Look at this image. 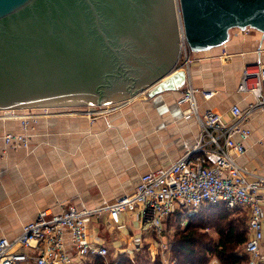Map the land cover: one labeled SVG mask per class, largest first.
<instances>
[{
    "label": "crops",
    "instance_id": "1",
    "mask_svg": "<svg viewBox=\"0 0 264 264\" xmlns=\"http://www.w3.org/2000/svg\"><path fill=\"white\" fill-rule=\"evenodd\" d=\"M256 63L264 64L262 34L233 30L223 47L196 54L189 72L176 66L144 98L129 100L119 110L93 120L82 113L49 111L51 116L33 127L29 150L0 154V239L20 236L40 211L59 213L69 204L91 209L132 194L142 175L178 160L199 139L197 121L185 118L187 106L177 103L186 85L216 92L209 100L197 95L200 112L227 113L253 100L237 87L244 65ZM250 127L241 163L264 175V112L253 117ZM20 131V122L0 121V135ZM87 233L108 250L158 247L152 232L141 228L136 211L118 222L109 215L93 218ZM138 237L139 247L134 243Z\"/></svg>",
    "mask_w": 264,
    "mask_h": 264
},
{
    "label": "water",
    "instance_id": "2",
    "mask_svg": "<svg viewBox=\"0 0 264 264\" xmlns=\"http://www.w3.org/2000/svg\"><path fill=\"white\" fill-rule=\"evenodd\" d=\"M148 1L149 22L125 26L142 36L127 60L110 38V0H0V110L110 106L146 93L176 69L181 48L173 0ZM177 3L194 55L223 47L233 30L264 39V0Z\"/></svg>",
    "mask_w": 264,
    "mask_h": 264
},
{
    "label": "built area",
    "instance_id": "3",
    "mask_svg": "<svg viewBox=\"0 0 264 264\" xmlns=\"http://www.w3.org/2000/svg\"><path fill=\"white\" fill-rule=\"evenodd\" d=\"M246 31H253L248 29ZM182 68L188 72L194 61L179 19ZM237 92L253 98L245 107L235 104L227 113L214 110L200 112L197 95L205 100L215 91L200 90L191 82L181 91L177 103L186 105L200 127L194 147L178 160L141 176L135 191L104 206L78 209L69 204L61 212L43 210L27 224L17 238L0 239V264H90L95 258L107 259L109 250L90 240L87 233L91 219L109 215L120 217L136 211L143 229L156 237L162 254L171 252L167 224L172 215L181 217V227L187 224V214L209 205H223L239 211L248 227L247 242L242 256L244 264H264V175L241 163L251 139V120L264 112V64H246L242 69ZM63 114L62 109H58ZM95 111V110H94ZM88 111L89 118L94 112ZM19 114L16 110L0 116L8 121H21L20 132L0 135V154L29 150L32 125L38 121L34 113ZM87 115V116H88ZM4 116V117H3ZM51 116L50 112L47 117ZM93 120V119H91ZM142 246V238L134 241Z\"/></svg>",
    "mask_w": 264,
    "mask_h": 264
},
{
    "label": "trees",
    "instance_id": "4",
    "mask_svg": "<svg viewBox=\"0 0 264 264\" xmlns=\"http://www.w3.org/2000/svg\"><path fill=\"white\" fill-rule=\"evenodd\" d=\"M187 221L186 226L181 227L178 213L168 221L176 229L172 240L174 264H208L212 256L220 264L245 263L242 250L247 242L248 227L239 211L228 210L223 205H209L187 214ZM207 227L215 228L219 234L217 240L205 230ZM123 260L131 264L130 258L125 256ZM91 264L106 263L103 258H95ZM153 264L163 262L156 260Z\"/></svg>",
    "mask_w": 264,
    "mask_h": 264
},
{
    "label": "rangeland",
    "instance_id": "5",
    "mask_svg": "<svg viewBox=\"0 0 264 264\" xmlns=\"http://www.w3.org/2000/svg\"><path fill=\"white\" fill-rule=\"evenodd\" d=\"M173 4H174V10H175V16H176V22H177V28L179 29V10L177 8V0H173ZM254 32V31H252ZM180 44V43H179ZM195 55L193 54V57ZM183 63V57L182 55H180V59L177 63V67H180ZM150 92V90H149ZM147 92L145 94H140V96H138L137 98H144L146 96ZM128 102V101H127ZM125 102H121V103H116L114 105H110V106H68V107H62V106H56V105H52V106H45V107H37V108H23V109H14L16 111H18L19 114L21 113H31V111H33L32 113H34V115L36 116V118H38V121L32 125V127H34L35 125H37L39 123L40 119H44L47 117V113L49 111H54V110H58V109H62L63 111H69V114H80L82 113L83 115H85V117H89L88 115V111H94L93 114L91 115L92 117H90L91 119H98L101 116L105 115L107 112L109 111H116L119 110L121 105H123ZM54 107V108H53ZM65 109V110H64ZM59 111V110H58ZM71 111V112H70ZM74 111V112H72ZM4 115V111L0 110V116ZM54 115V114H53ZM88 115V116H87ZM4 117V116H3ZM0 121H4V118L0 117ZM16 122H20L21 121H16ZM32 140V139H31ZM242 215V213H240ZM177 217V215H176ZM177 219V218H176ZM247 223V221H246ZM167 234H168V240L172 242L174 235L176 234V229H174L173 226H170V224H167ZM212 237H214L215 240H217L219 238V234L217 233V231L215 230V228L213 227H207L205 229ZM129 249V247H127V250ZM129 252H119V251H115V250H109V256L107 257V259H105V263L106 264H129L127 263V261H124L123 258L126 256L128 258H130L131 264H153L156 260L157 261H162L163 264H174L175 263V259L173 258V250L171 252H167L165 255L162 254L160 248H156L154 250H152L151 252L148 251V249L146 247H144L143 249H137L134 245H132L131 250H128ZM240 253V252H239ZM156 257V260L154 261ZM242 258L244 259V257L242 256ZM208 264H220L219 260L216 257H211V259L209 260Z\"/></svg>",
    "mask_w": 264,
    "mask_h": 264
},
{
    "label": "flooded vegetation",
    "instance_id": "6",
    "mask_svg": "<svg viewBox=\"0 0 264 264\" xmlns=\"http://www.w3.org/2000/svg\"><path fill=\"white\" fill-rule=\"evenodd\" d=\"M150 7H152V4L148 0H110V38L114 46L125 49L123 59L131 60L135 58L136 54L134 51L138 47L136 43H139L142 38V36L139 37L136 34L133 37V34L128 36V29L125 26L128 22L132 21V26L135 28L139 20L143 21V24H147L149 22V19L147 20V13ZM111 60H113V56L109 54L107 61L111 63Z\"/></svg>",
    "mask_w": 264,
    "mask_h": 264
},
{
    "label": "bare ground",
    "instance_id": "7",
    "mask_svg": "<svg viewBox=\"0 0 264 264\" xmlns=\"http://www.w3.org/2000/svg\"><path fill=\"white\" fill-rule=\"evenodd\" d=\"M177 8H178V4H177ZM179 10V9H178ZM178 15H179V13H178Z\"/></svg>",
    "mask_w": 264,
    "mask_h": 264
}]
</instances>
